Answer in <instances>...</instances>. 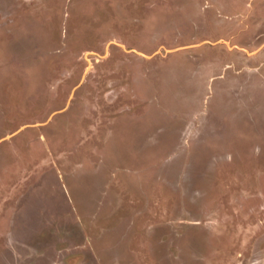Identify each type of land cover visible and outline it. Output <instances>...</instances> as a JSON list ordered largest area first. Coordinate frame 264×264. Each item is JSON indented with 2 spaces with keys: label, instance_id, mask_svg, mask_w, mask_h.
I'll list each match as a JSON object with an SVG mask.
<instances>
[{
  "label": "rangeland",
  "instance_id": "374dc122",
  "mask_svg": "<svg viewBox=\"0 0 264 264\" xmlns=\"http://www.w3.org/2000/svg\"><path fill=\"white\" fill-rule=\"evenodd\" d=\"M0 264H264V0H0Z\"/></svg>",
  "mask_w": 264,
  "mask_h": 264
}]
</instances>
